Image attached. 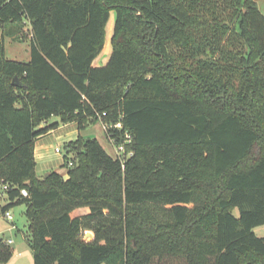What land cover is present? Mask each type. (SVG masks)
Listing matches in <instances>:
<instances>
[{
  "label": "trees",
  "instance_id": "obj_1",
  "mask_svg": "<svg viewBox=\"0 0 264 264\" xmlns=\"http://www.w3.org/2000/svg\"><path fill=\"white\" fill-rule=\"evenodd\" d=\"M111 11V53L93 65ZM6 36L29 40L28 61L6 57ZM52 116L79 131L100 122L115 143L128 132L132 155L122 166L79 134L66 173L38 177ZM0 188L1 213L25 205L34 264H264L257 2L0 0ZM11 255L0 237V264Z\"/></svg>",
  "mask_w": 264,
  "mask_h": 264
},
{
  "label": "rangeland",
  "instance_id": "obj_2",
  "mask_svg": "<svg viewBox=\"0 0 264 264\" xmlns=\"http://www.w3.org/2000/svg\"><path fill=\"white\" fill-rule=\"evenodd\" d=\"M258 4L259 10L262 14H264V0H255ZM109 26L107 30V36L105 40V44L103 49L101 50V57H105L111 53V45L110 40L113 34V25H114V13L111 11L110 18L108 20ZM4 47H5V55L9 59H15L19 61H28L30 58V47L29 40L20 41L13 36H6L4 38ZM108 59L101 58L98 65H104ZM86 135L90 137L97 138L106 150L110 153V155H115L114 146H111L106 142L105 133L102 131L101 127L98 123H93L89 127L86 128ZM83 134V132H80ZM74 137V135H70L66 138ZM63 138L62 140H64ZM61 139L53 141L50 147L47 149V154L51 156H56V152L54 150V145L58 144L61 147H64ZM68 143V142H67ZM66 144V143H65ZM61 153V152H60ZM65 167L62 168V173H64ZM46 171L42 170L38 172V174H44ZM199 199H203L200 197ZM7 202V196L3 189L0 188V207L5 205ZM199 202V201H198ZM10 210L12 215V220H8L3 213L0 212V237L6 241L8 239L12 240L11 248L12 255L7 263L5 264H34L33 253L28 244L29 230H28V222L26 216L24 214L25 205H17ZM88 212V208L82 207L81 209L75 211L73 215L84 214ZM255 232L258 235L264 234V226H260L255 229ZM183 259V258H181ZM155 264H185L181 260L172 259V258H164L162 261H159Z\"/></svg>",
  "mask_w": 264,
  "mask_h": 264
},
{
  "label": "crops",
  "instance_id": "obj_3",
  "mask_svg": "<svg viewBox=\"0 0 264 264\" xmlns=\"http://www.w3.org/2000/svg\"><path fill=\"white\" fill-rule=\"evenodd\" d=\"M108 22H107V26H106L107 29L109 26ZM106 36H107V30H106ZM101 58L108 59V55H106L105 57H101V53L98 54V56L92 62L93 65H98L99 63H101L100 62ZM57 121H58V124L56 127L49 130L43 136L38 137L35 141L34 157H35V161H36V166H35L36 175L38 177L45 176L51 170H56V171L62 173L64 147H61L59 145L63 151H62V153H58L55 151L57 153L56 156H51L50 154H47V152H46L48 147H50L51 144L53 143V141H56L58 139L62 140L63 138H65L64 140H62V143L65 145V143L72 141V140H75L77 138V136L79 134H81L80 132H83L82 135L88 136L85 134L86 129L79 131L75 122L62 123V122H59L58 118L55 116H52L48 120L42 122L40 124V126H46V125L51 124V123H56ZM97 123L101 127L102 131L105 133V130L103 128V124L100 122H97ZM71 134L74 135V137L66 138V137L70 136ZM105 138H106V142L110 145V147L114 146L113 143L110 141V139L107 137L106 133H105ZM56 146H58V144L54 145V150H55ZM102 146H103V144H102ZM104 149L106 150L105 147H104ZM42 170H44L46 172L44 174L39 175L38 172H40ZM64 173H66V169L64 170ZM77 210H79V209H77ZM77 210H75V211H77Z\"/></svg>",
  "mask_w": 264,
  "mask_h": 264
},
{
  "label": "built area",
  "instance_id": "obj_4",
  "mask_svg": "<svg viewBox=\"0 0 264 264\" xmlns=\"http://www.w3.org/2000/svg\"><path fill=\"white\" fill-rule=\"evenodd\" d=\"M114 126H115V127H121V123H120V122H117ZM103 128H104V130H106L107 126L103 124ZM108 138L110 139V141H111V142L113 143V145H114L115 155H114L113 157L119 159L120 162L122 163V166H123V163H124L125 159H126L127 157H129V156L132 155V151H131V150H128V151L126 150V145H127L128 143L131 142V138H132L131 135H130L128 132H125L124 135H123V139H122V141H120V142H118V143H115V142H114V139H113L111 136H108ZM55 151L58 152V153H60V152L62 153L63 150L61 149L60 146H56V147H55ZM68 164L71 165L72 162L69 161ZM4 188H5V186H4ZM21 193H22L23 195H27V192H26L25 189H22V190H21ZM3 215H4L8 220H12V215H11V213H10V210H6V211L3 213ZM5 243L8 244V245H11L12 240H11V239H8V240L5 241Z\"/></svg>",
  "mask_w": 264,
  "mask_h": 264
},
{
  "label": "water",
  "instance_id": "obj_5",
  "mask_svg": "<svg viewBox=\"0 0 264 264\" xmlns=\"http://www.w3.org/2000/svg\"><path fill=\"white\" fill-rule=\"evenodd\" d=\"M12 84H14V85L19 84V80H18V77H17V76H14V77H13V79H12Z\"/></svg>",
  "mask_w": 264,
  "mask_h": 264
}]
</instances>
